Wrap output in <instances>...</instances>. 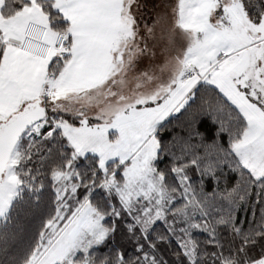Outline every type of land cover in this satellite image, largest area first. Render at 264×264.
<instances>
[{"label": "snow or ice", "instance_id": "obj_1", "mask_svg": "<svg viewBox=\"0 0 264 264\" xmlns=\"http://www.w3.org/2000/svg\"><path fill=\"white\" fill-rule=\"evenodd\" d=\"M0 264H264V0H0Z\"/></svg>", "mask_w": 264, "mask_h": 264}]
</instances>
